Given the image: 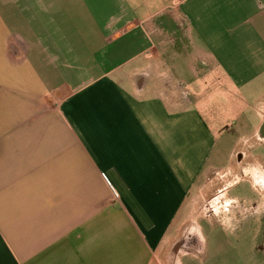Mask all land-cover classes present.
<instances>
[{
  "label": "crops",
  "instance_id": "0c3cea01",
  "mask_svg": "<svg viewBox=\"0 0 264 264\" xmlns=\"http://www.w3.org/2000/svg\"><path fill=\"white\" fill-rule=\"evenodd\" d=\"M261 145L264 0H0V264H207L231 189L264 200Z\"/></svg>",
  "mask_w": 264,
  "mask_h": 264
},
{
  "label": "rangeland",
  "instance_id": "374dc122",
  "mask_svg": "<svg viewBox=\"0 0 264 264\" xmlns=\"http://www.w3.org/2000/svg\"><path fill=\"white\" fill-rule=\"evenodd\" d=\"M206 95V103L200 102L199 107L215 133L223 135L215 152L213 165L224 167L229 163L231 151L238 141V134L235 132H226L225 134L224 132L228 131V128L235 131L240 129L242 121L239 120V116L241 113L239 110L225 108V96L218 85L215 88H210ZM261 147L260 154L264 156V145ZM246 148H248L247 144L242 146V150H246ZM247 184L242 183L230 191V198L234 197L239 200V203L233 206L234 211H237L238 214L241 208L240 202L254 201L259 198ZM240 220L243 221V226L240 225V221L237 225L242 229L235 233L230 230L229 235L226 236L214 234L211 229L206 228V235L209 238L207 264H249V259L258 251H262V256L258 257L260 260L257 264H264V235L258 237L256 233L259 230L258 223L254 219ZM219 253L222 256L219 257Z\"/></svg>",
  "mask_w": 264,
  "mask_h": 264
},
{
  "label": "flooded vegetation",
  "instance_id": "af4514ba",
  "mask_svg": "<svg viewBox=\"0 0 264 264\" xmlns=\"http://www.w3.org/2000/svg\"><path fill=\"white\" fill-rule=\"evenodd\" d=\"M243 160L244 158H240L239 160ZM249 165L250 163L247 161L245 162V170L249 168ZM246 175V174H245ZM247 177V175L245 176ZM257 179H258V185H259V188L264 191V172H262L261 175L257 176ZM218 194L216 193L212 198H211V201L210 203L208 204V212H209V216L210 218H214L216 219L217 221L219 220L218 219V215H216V213L219 211L218 210V207L217 206V196ZM264 201V200H263ZM263 201H257L253 204V206L249 207L248 205L246 204H240V213L241 211H243L242 214H239L235 219H239L238 221H240V225L243 226L242 222L240 219H248L249 216L252 217L253 214H250V213H255V212H258V216H257V221H258V225H259V229L262 230V233L264 235V202ZM235 206V205H234ZM244 206V208H243ZM231 210L233 211V207L231 208Z\"/></svg>",
  "mask_w": 264,
  "mask_h": 264
}]
</instances>
